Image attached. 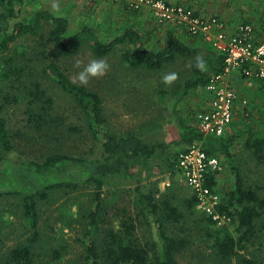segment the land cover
Wrapping results in <instances>:
<instances>
[{"label": "trees", "instance_id": "obj_1", "mask_svg": "<svg viewBox=\"0 0 264 264\" xmlns=\"http://www.w3.org/2000/svg\"><path fill=\"white\" fill-rule=\"evenodd\" d=\"M26 1L0 0V93L4 85H8L10 89H16L17 86L23 88L16 96L7 93L0 101V154H3L0 155V200L14 199L32 232L26 243L18 245L7 253L6 264H32L34 246L41 236L39 223L44 207L59 203L64 196L87 188L93 190L89 195L90 204L77 203L79 209L86 213L79 222L87 223L84 233L85 251L81 256L80 264H182L179 256L190 250L192 246V241L186 232L187 228L191 230L189 222L193 219L199 224L197 229H201L206 237L213 240L212 249L218 261L228 262L239 256L257 232L264 227V197L253 188L245 186L243 177L235 165L232 148L235 147L238 139H244L246 150L253 155L258 165H264V135H256L254 131L248 129L239 135H224L221 138L205 137L196 126L197 114L194 115L192 122L175 113L180 130V144L186 146L201 144L209 157L225 156L229 161L235 184L228 199L221 200L219 213L229 218L231 222L218 230L215 229L217 223L205 213L206 217L198 218L196 214L198 201L193 193L190 198L183 201L175 194H163L161 198L145 189L139 181L135 188V215H127L123 218L117 229L112 227L102 231L100 223L106 208L103 198L106 181L115 176L123 177L130 182L134 181L135 168L146 166L170 146L136 134L113 133L104 117L102 98L86 87L72 82L56 63L48 65L43 70V74L49 77L63 93L70 96L85 115L87 131L96 143L97 150L92 157L72 156L56 150L50 152L42 161H31L22 155L16 158L10 157L17 149L16 138H25L26 129L30 132L29 135L33 132L32 136L37 135L42 140L46 138L49 141L51 137L54 138L57 129L60 130L64 126L63 117L53 115V101L42 89L40 81L24 80L26 68L20 59L26 56L24 51L26 48L23 50L21 47L22 52L17 50L16 45L19 40L23 39L27 42L34 39L39 40L41 44L48 42L52 44L54 55L58 59L77 57L87 37L93 40L91 52L97 58L110 56L118 46H129L123 52L122 60L133 70L159 72L174 65L178 58L191 60L195 81L187 82L186 89L194 90L206 88L212 75L224 71L225 54L217 52L207 43L212 47V53L208 57L202 56L199 46L190 45L178 37L168 40L159 49H151L147 47L144 33L135 28H125L113 41L104 43L99 40L92 28L70 34L68 18L56 16L47 10L38 11L30 21L15 23L11 28L12 21L18 19L20 9ZM188 8L193 10L195 15L203 16L194 8ZM169 26L185 37L195 41L201 40L190 37L176 26L170 24ZM198 56L204 62L203 69L196 67ZM20 100L27 102L24 113L26 126L21 131L14 132L9 128L5 111L11 103L17 105ZM34 105H37V110L33 109ZM68 131L77 135L82 133L80 129L72 126ZM180 153L175 154V161L172 163L178 173ZM218 173V171L212 172L207 184L216 190ZM120 211L125 213V209ZM66 223L71 224L68 220ZM232 224L236 225V235L229 228ZM143 226L155 232L154 240L149 237L142 243L138 231ZM175 228H179L184 235L176 234ZM62 250L65 251L66 248L62 247ZM62 252L54 251L57 260L61 259ZM240 264L259 263L242 258Z\"/></svg>", "mask_w": 264, "mask_h": 264}, {"label": "rangeland", "instance_id": "obj_2", "mask_svg": "<svg viewBox=\"0 0 264 264\" xmlns=\"http://www.w3.org/2000/svg\"><path fill=\"white\" fill-rule=\"evenodd\" d=\"M171 6L178 4L192 7L189 2H197L196 9L200 15L215 12L230 15V25L239 26L244 22L260 24L264 30V0H164ZM54 3L59 4L58 9H53ZM41 10L52 12L56 16L68 18L70 34L92 28L100 41L107 43L113 41L122 34L125 28L141 30L145 35L147 47L159 49L172 38L183 39L188 44H196L201 48L202 56H210L212 47L203 39L193 40L183 36L169 24H162L154 18L153 13L145 9L136 12L127 8L124 4H110L105 0H27L20 9L15 23L28 22L34 14ZM216 14V15H217ZM1 40V35H0ZM93 40L86 38L81 53L72 59H58L53 52L52 44H41L39 40H19L16 47L19 52L26 48L21 62L26 68L24 80L37 79L53 101L55 117H63L64 126L57 129L54 138L49 141L40 136L29 135L24 131L25 138H16V151L10 157L16 158L22 155L31 161L44 160L52 151H61L72 156L92 157L97 150L91 134L87 131L86 117L76 106L73 99L63 93L49 77L43 74V70L50 64H58L69 79L80 86L97 93L103 100V111L109 129L117 135L136 134L154 142L169 144V148L149 162L146 166L134 169L135 180L130 182L120 176L111 177L106 181L103 198L106 208L101 216V229L119 228V224L126 216L135 215V188L141 181L145 189L152 191L162 198L163 194H175L179 200L191 197L192 192L183 184L180 174L172 164L175 154L184 152L189 146L180 144V130L177 126L175 113L183 118L194 121V115L206 106L208 96L205 88L186 89L187 82H194L192 71L193 61L178 58L174 65L159 72L133 70L122 60V54L129 46H118L113 54L106 58H97L91 52ZM27 46V47H25ZM15 47V46H14ZM23 47V50H20ZM92 59H106L110 65V71L99 78H92L87 84H81L77 79L79 69L77 63L87 64ZM20 62V64H21ZM167 72H176L178 79L170 86L162 82V75ZM241 84L236 86L230 81L231 87L239 94L241 99L248 101L247 107L238 105L234 113L237 122L227 127H236L239 135L245 130H252L257 135H264V90L255 81H248L240 74ZM213 76V75H212ZM3 87V88H2ZM0 101L9 95L16 96L22 87L10 89L8 85L2 86ZM11 103V102H10ZM37 105L33 106L37 110ZM27 102L20 100L16 105L11 103L5 111L9 128L14 132L21 131L26 126L25 108ZM77 127L81 134H71L68 128ZM24 139V140H22ZM28 141V142H27ZM27 142V143H26ZM23 152L25 154L23 155ZM180 153V154H181ZM234 162L239 169L245 186L253 188L264 197V165H258L253 155L244 147V139H238L232 148ZM3 155V154H0ZM220 163L218 171L217 192L221 200H227L229 193L233 191L235 178L229 161L225 156L217 158ZM87 188L79 192L64 196L59 203L47 205L41 212L39 223L40 239L34 246V258L32 264H80L84 254V233L87 223L79 220L86 214L80 210L77 203L90 204V193ZM76 202V204H74ZM125 209V213L120 211ZM89 208L87 209V211ZM198 218H204V213L198 208ZM66 216V217H65ZM64 217V219H63ZM206 217V216H205ZM197 218V220H198ZM68 220L71 224H67ZM264 224V223H263ZM186 234L192 246L190 250L179 256L182 264H240L242 258H248L259 264H264V227L252 238L247 248L240 252L239 256L230 261L220 262L212 249L214 244L211 238L198 228V222L193 219L189 222ZM223 227L216 226V230ZM236 235V225L229 226ZM260 225L258 226V230ZM175 233L183 236L179 228ZM32 232L28 222L24 219L21 210H18L17 202L11 198L0 200V264H6L7 253L18 245L26 243ZM142 243L145 238L155 239V232L149 231L145 226L138 231ZM102 235L99 237L101 239ZM62 247L66 250L63 251ZM63 251L61 259L57 260L54 251Z\"/></svg>", "mask_w": 264, "mask_h": 264}, {"label": "built area", "instance_id": "obj_3", "mask_svg": "<svg viewBox=\"0 0 264 264\" xmlns=\"http://www.w3.org/2000/svg\"><path fill=\"white\" fill-rule=\"evenodd\" d=\"M105 1L124 4L133 11L148 9L159 23L176 26L190 37L203 39L217 52L225 54L224 71L211 76L205 88L209 97L207 108L196 116V126L205 137H223L233 122L237 104L241 107L248 105V101L241 99L230 85L234 74L259 83L264 90V40H258L251 24L231 29L217 17L198 16L187 7L171 6L164 0ZM177 168L183 184L197 198V208L219 227L229 225L231 220L219 213L217 190L207 185L209 175L220 170L219 160L209 157L201 144H194L179 155Z\"/></svg>", "mask_w": 264, "mask_h": 264}, {"label": "clouds", "instance_id": "obj_4", "mask_svg": "<svg viewBox=\"0 0 264 264\" xmlns=\"http://www.w3.org/2000/svg\"><path fill=\"white\" fill-rule=\"evenodd\" d=\"M53 9H58L59 4L54 3ZM76 67L79 69L76 79L81 84H87L92 78L103 77L110 71V65L106 59H92L87 64L77 63ZM196 67L203 69L204 62L201 57L196 59ZM178 79L176 72H167L162 75V82L165 85H172Z\"/></svg>", "mask_w": 264, "mask_h": 264}, {"label": "crops", "instance_id": "obj_5", "mask_svg": "<svg viewBox=\"0 0 264 264\" xmlns=\"http://www.w3.org/2000/svg\"><path fill=\"white\" fill-rule=\"evenodd\" d=\"M189 1V0H188ZM215 1V0H214ZM191 5H192V8H198V5L200 6V4L198 3L197 4V2H189ZM195 9V10H196ZM215 12H212V13H208V14H206V15H211V16H217V18H219V19H221L222 21H224L226 24H227V26H229L230 28H235V27H233V26H231L229 23H230V20L229 19H231V17H230V15L229 14H227L226 12L224 13V14H217V13H219L217 10H214ZM217 14V15H216ZM210 16V17H211ZM245 23H248V24H251L253 27H254V29H255V33H256V36H257V38H258V40H260V41H263L264 40V30H263V28H262V26L260 25V24H255V23H251V22H244V23H242V24H245ZM237 27V26H236ZM239 77H238V75H236V74H234L232 77H231V79H230V81H232L233 83H235L236 84V86H238L239 87V85L241 84V82L239 81ZM249 81V80H248ZM207 105H208V103L206 104V106H203V109L202 110H205L206 108H207ZM237 108H238V104H237V107H236V109H235V111H237ZM233 120L234 121H236L237 122V119H236V117H233ZM237 124V126L234 128V127H231V129H229L227 132H226V134H225V136H230V135H235L236 133H237V129H238V123H236Z\"/></svg>", "mask_w": 264, "mask_h": 264}]
</instances>
